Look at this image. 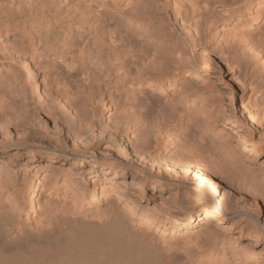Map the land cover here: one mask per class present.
Masks as SVG:
<instances>
[{
    "label": "bare ground",
    "instance_id": "6f19581e",
    "mask_svg": "<svg viewBox=\"0 0 264 264\" xmlns=\"http://www.w3.org/2000/svg\"><path fill=\"white\" fill-rule=\"evenodd\" d=\"M44 1L51 0H7L6 7L0 2V153L10 146L29 148L22 163L27 167L40 148L18 142L31 135V117L40 121L60 106L64 116L76 120L79 108L89 105L84 131L109 128L106 138L114 142L113 131H128L140 158L177 176L176 192L168 203L141 206L126 193L138 188L126 167L103 169L98 175L105 181L93 174L87 178L92 187L66 172V177L53 176L62 198L35 215L36 189L50 180L47 170L33 181L43 167L31 176L26 171L18 180L10 175L9 158L0 165V264L256 263L254 251L243 247L240 252L226 235L240 220L264 233L258 218L264 184L249 175V157L240 149H252L255 128L264 127V0H73L72 20L63 21L56 33L73 53L67 68L77 70L66 73L45 71L31 57L29 47L38 40L50 43L49 29L45 36L41 26L35 31L19 23ZM211 69L230 73L234 86L228 104ZM170 95L182 110L173 105L169 114L161 108ZM107 108L110 116L100 118ZM113 109L125 114L115 117ZM183 111L188 118L183 125L197 119L213 147L181 137L174 123L179 117L171 114L184 116ZM225 124L242 129L237 142ZM14 133L17 143L11 142ZM57 153L68 151L52 148L48 159ZM149 173L156 182L165 179L160 172ZM110 187L116 205L91 206ZM237 190L247 192L241 201H252L246 203L250 209L231 204ZM86 200L90 204L81 211ZM175 249L182 254L172 255Z\"/></svg>",
    "mask_w": 264,
    "mask_h": 264
},
{
    "label": "rangeland",
    "instance_id": "374dc122",
    "mask_svg": "<svg viewBox=\"0 0 264 264\" xmlns=\"http://www.w3.org/2000/svg\"><path fill=\"white\" fill-rule=\"evenodd\" d=\"M6 1L7 0H5V3H3L4 7H6ZM71 1L73 2V0H65L66 5L65 3L61 4L59 0H51L49 1L50 3L44 1V4L43 2H38L37 7L40 9L32 11L33 13L28 11V15L20 17L21 19L19 20V23L29 24V27L32 30L34 29L36 31L39 26H41L42 29H39L44 32L43 34L45 36L47 35L46 30L49 29V36L47 37L50 38V43L45 42V40H42L41 42H39L40 40H38L36 45L29 47L31 57H34L33 59L37 58V63L40 64V66H43L45 71H51L55 69V71L58 70V72L66 73L67 71L77 70L71 68L68 69L70 66H68V64L70 63L73 53L71 52V50H69V47H67L68 49H66V45L63 44L62 35L56 34L59 30L57 29L58 26L63 21L72 20L73 8L71 6L73 5V3ZM56 4L58 6L55 7ZM36 11L39 14L36 13ZM42 11H45V13ZM26 21H28V23ZM257 28L259 29V27H254L253 31H257ZM58 36L60 37L59 40H57L56 38ZM19 44L22 43L19 42ZM1 62L9 65L8 60H3ZM210 74L213 77V84L221 91L220 97L223 103L228 104V99L231 97L230 91L234 86V83L230 79L229 71L227 69H222V74H220L219 69H211ZM232 100L233 102H236L234 95L232 97ZM168 101L169 102L164 100L160 103L161 108L167 109L168 113L170 111H173V105H177L182 110L181 103L177 99H173L172 95L169 96ZM236 107L237 109H239L237 104ZM224 108L220 109L221 113L223 114L225 113ZM79 109L80 111H78V117L76 118V120H73L69 115L64 116L65 113L60 109V106H58L52 113L43 115L40 121L39 119H37V117H31L32 122L31 124L29 123V127L31 128V135L28 136L29 138H21V141H18L19 136H17V134L15 133L12 134V143H17L18 141L22 144L25 143V145H27L28 143L31 144L33 142L32 144L40 147L35 150L37 156L28 161L27 167H22V163L29 159V155H27L26 153L28 150H30L29 148L10 146L6 149V151L0 153V165L5 161L7 162L8 159L11 158L9 161L10 163H8L10 169L9 172L10 175H16L18 180L23 179L26 171H28L29 176H31L34 175V172L37 168L40 169L41 167H43V169L38 172L36 176L34 175V178L32 179L33 181L38 175L41 176L42 172H44L45 169L47 170V175H49L50 180L47 182L41 181L40 185L36 189L35 201L37 205L40 206V209L34 213L35 215H38L40 211L44 212L45 208H49L50 205L56 203L60 198H62L63 192L61 190H58L54 186L53 176L56 175L58 177H66V172H69L68 178L74 179L79 184H84L88 187H92V180L90 179L87 181V178H92L93 174L99 180L105 181L106 179H103L98 175L99 173L104 172L103 169L108 171L110 170L112 172L116 170V167H126L128 169L127 172L130 175L128 178L134 180L138 186V188L132 187L133 189L126 190V193L132 196L134 200L139 203V205L153 206L154 204L161 203V201H165L168 203L173 199V196L176 192L174 188L175 181L173 180V177L177 178V176L169 172V170H167L168 172H166L165 167H162L159 170L158 166H152L151 162H147L145 159L143 160V158H140L138 156L139 151H135V149H133V145L131 144V142H129L126 136H130L128 131H113L117 142L107 140L106 135L109 128L103 131L100 126H95L91 131H84V124L89 122L91 119L92 108L89 105H85L84 107H80ZM238 111L241 112L242 110L239 109ZM112 112H114L113 115L115 117L119 116L120 118L125 114L124 110L117 111L113 109ZM183 112L184 116H176L174 113L171 114V118L179 117V119L174 121V123L175 125L181 127V129H179L182 132L181 133L179 131V133L182 134L181 137H184L183 139H186L189 142H195L199 145L213 147L210 136L205 133L203 134L200 127L196 125L197 119L189 121L188 124L183 125L184 123H187L186 120L188 119L185 111ZM55 114H57V116H55ZM99 116L103 119L108 118L110 116L108 108L103 110L99 114ZM68 122H70V124ZM225 125V128L233 135V140H235L234 138H236L235 135L237 133L239 134L240 132H242V129L237 128L236 125ZM68 127L70 128V131L68 130ZM130 137L132 138V136ZM252 138L254 140V143L252 145H248L249 148H252L253 146L252 149H240L244 151V153L249 157V175L258 178V180H262L261 182H263L262 184H264V127L255 128ZM176 141L178 140L176 139ZM234 142H237V138ZM52 148H62L67 150L68 153H57V155H55L53 159L49 160L48 154L50 149ZM150 151L151 153L152 151L154 153V149L152 150L151 148ZM91 152H94V154H90ZM14 170L16 171L14 172ZM150 171L152 173L160 172L165 177L164 181L162 183L154 181L153 174H150ZM244 171L247 172V170H243L242 174H246V172ZM138 172H142V174L140 175V173ZM115 179L119 180L117 177ZM240 181H242V179ZM225 183L228 185L230 184L229 182ZM226 184H222V186L224 185V187L226 186L227 188L228 185ZM112 186L114 185L112 184ZM108 187L109 185H107V188ZM142 187L144 188L142 189ZM114 192V189L110 187L108 192L109 194L104 193L102 196V201L91 203L94 204L91 206L100 205V208L102 209L107 208L108 206L114 207V205H116L117 203ZM245 193L247 194L246 191H235V195L238 196L237 198H233L231 204L237 206L239 209L241 208L242 210H244L242 208L244 206L245 210L250 209L248 208L247 204L250 205L252 201H241L243 195L247 196ZM87 202L89 201L86 200L81 203L83 205L82 209L81 207L79 208L81 211H86L85 205L90 204ZM127 202L130 203L132 201ZM244 203L247 204L244 205ZM89 208L90 207H87V209ZM125 209L127 212L126 214L129 215V209L127 207ZM46 216L47 214L43 213L42 217L46 218ZM227 216L232 217V215L230 214H228ZM258 218L260 223L264 225V202H262L259 206ZM248 223H245L242 220L237 221L233 231H229V234L226 235L228 237L226 238L228 242L236 246L237 250H239L240 252H242L241 250H243V247L254 251L256 254L255 258L257 259V262L254 264H264V233H261L258 228L257 230H255L252 227L251 223ZM177 238L181 241L180 236H178ZM181 245H183V243ZM182 252V249H175L171 253L175 256L182 254Z\"/></svg>",
    "mask_w": 264,
    "mask_h": 264
}]
</instances>
